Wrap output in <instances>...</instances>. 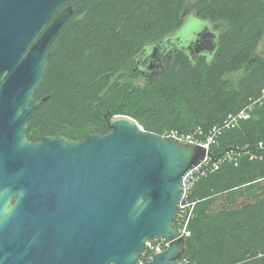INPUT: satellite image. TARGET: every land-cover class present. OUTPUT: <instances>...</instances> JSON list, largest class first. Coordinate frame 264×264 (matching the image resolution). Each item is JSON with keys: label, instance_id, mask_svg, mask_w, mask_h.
<instances>
[{"label": "trees", "instance_id": "16d2710c", "mask_svg": "<svg viewBox=\"0 0 264 264\" xmlns=\"http://www.w3.org/2000/svg\"><path fill=\"white\" fill-rule=\"evenodd\" d=\"M68 6L74 15L36 92L49 100L30 121L28 138L104 135L118 115L162 136L200 129L205 141L222 129L183 201L191 216L180 264H264V0H71ZM192 14L217 33L214 52L195 60L177 49L163 79L139 83L138 59L177 35ZM242 111L248 118L228 128Z\"/></svg>", "mask_w": 264, "mask_h": 264}, {"label": "water", "instance_id": "95a60500", "mask_svg": "<svg viewBox=\"0 0 264 264\" xmlns=\"http://www.w3.org/2000/svg\"><path fill=\"white\" fill-rule=\"evenodd\" d=\"M70 1L0 0V264H139L157 238L171 246L143 264H180L184 179L209 156L206 147L147 132L126 115L104 135L28 138L49 100L36 92L74 15ZM211 28L190 41L198 54L216 49L199 43ZM178 40L188 45L175 35L147 55Z\"/></svg>", "mask_w": 264, "mask_h": 264}, {"label": "built area", "instance_id": "2783aa9c", "mask_svg": "<svg viewBox=\"0 0 264 264\" xmlns=\"http://www.w3.org/2000/svg\"><path fill=\"white\" fill-rule=\"evenodd\" d=\"M248 118V113H246V111H242L240 114H238V116L233 119H231L230 123H228L226 126L228 128L234 127L237 125L238 121L241 119H247ZM222 133V129L215 127L212 132H210V134L207 136L206 140H201L200 137L203 135V131H201L200 129L197 130V133L195 134H180L178 132H171V133H166L163 136H172L175 137L181 141H185V142H191L194 144H198V145H203L204 147H206L208 150L210 148L211 145H213L216 142L217 139V135ZM209 156L203 161V163L196 168L194 171H192L191 173H189L185 179H184V185H185V194L183 197V200L181 202V210H180V214L178 217L179 224L181 225L178 229V231L180 232V234L185 238L186 235H188L187 232V225H188V221L190 218V213H188V208H191L190 205L186 202L183 203V201L186 198V194L188 193V190L191 187V182L194 178V175L199 172V169H201L204 165L209 163ZM171 241L169 239H165V238H157L154 239L150 242L147 243L146 248L142 254V258L139 264H143L145 261L151 260L155 254L157 253H161L162 251L168 249L171 246Z\"/></svg>", "mask_w": 264, "mask_h": 264}, {"label": "flooded vegetation", "instance_id": "af4514ba", "mask_svg": "<svg viewBox=\"0 0 264 264\" xmlns=\"http://www.w3.org/2000/svg\"><path fill=\"white\" fill-rule=\"evenodd\" d=\"M206 32L209 33H205L203 37H201L199 43H205L209 41L216 44V32H214V29H207ZM198 34L199 32L196 34V36ZM172 40H174V38ZM180 41L181 40H178L177 45H175V42L173 41H168L166 43L158 45V50L156 51L154 58H152L151 53L150 55H147L146 53L145 56L140 57L136 65L137 73L140 76L139 78H143L145 82H155L157 80L163 79L173 62L174 53L177 49H181L182 51L186 52L195 60H197L196 58H199L201 56H208L213 53L204 52L198 54L195 49V44H192L190 46V41H188V45L182 44ZM183 42L187 41L184 40ZM153 49L154 48H152L151 50L153 51Z\"/></svg>", "mask_w": 264, "mask_h": 264}, {"label": "rangeland", "instance_id": "374dc122", "mask_svg": "<svg viewBox=\"0 0 264 264\" xmlns=\"http://www.w3.org/2000/svg\"><path fill=\"white\" fill-rule=\"evenodd\" d=\"M205 27H212V25L205 20L197 18L195 15H189L185 21L184 26L181 30L177 32V36H179L182 40L185 41H193L196 37V34ZM240 73L237 74V76ZM238 78H234V81H237ZM139 83L145 84V80L141 78Z\"/></svg>", "mask_w": 264, "mask_h": 264}]
</instances>
